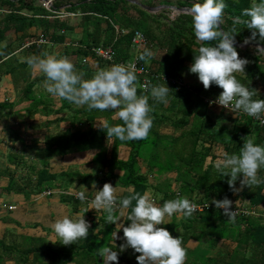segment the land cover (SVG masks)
<instances>
[{
	"label": "trees",
	"instance_id": "1",
	"mask_svg": "<svg viewBox=\"0 0 264 264\" xmlns=\"http://www.w3.org/2000/svg\"><path fill=\"white\" fill-rule=\"evenodd\" d=\"M36 1L0 0V82L10 76L19 92V99L15 102L0 100V119L25 122L26 118L38 114L46 117L55 114V120H47L42 125L48 128L65 123L66 126L63 133L46 137L45 148L39 147V140H34L32 147L23 146V139L17 135L23 156H9V163L15 166L16 171L0 168V179H8L0 197L15 193L29 199L31 195L57 188L68 189L72 183L88 187L95 183V190L111 183L125 190L121 197L150 190L158 204L178 195L187 197L196 204L207 203L211 207L191 217L174 215L170 224L161 225L174 237L182 238L187 249L185 264H264V184L233 191L228 184L230 177H223L214 168V161L221 152L239 154L248 139L264 144V127L243 112L237 115L229 113L232 129L217 126L205 116L204 112L210 108L203 97L215 99L223 89L214 84L205 89L202 82L196 84L186 75L191 73L189 69L199 47L217 43L198 41L191 14L182 11L191 10L197 0H176L172 4L178 11L175 19L170 18L166 9H159L163 4L157 5L155 0L141 5L128 0H53L50 10L36 4ZM225 2L228 7L224 10L221 28L230 31L234 17L249 19L243 16V9L250 7L254 0ZM148 9L156 11L153 14ZM61 14L81 16L80 38L72 37L77 27L59 20ZM238 27L236 46L240 56L246 57L249 64L245 73H236L237 78L257 90L258 95L254 99H264V52L259 48L264 47V41L257 36L255 40L244 43L251 37V30L243 24ZM136 31L144 35L145 48L154 53L147 60H139L151 74L156 75L150 77L147 89L141 87L143 76L137 75L138 95H148L149 103L153 105L150 113L153 127L147 139L120 141L107 137L101 127L96 128L94 124L99 118H105L113 125L123 123L119 119L113 120L111 109L89 110L87 106L78 107L65 99H61V107L54 109L44 100V95H36L35 87L46 82V76L33 77L35 66L27 63L29 57H44L51 54L53 47H61V57H68L78 71L86 74L90 70L88 59L97 61L101 69L115 64L97 58L94 49L111 48L115 52L116 63L132 61L136 56L132 44ZM40 39L47 43L39 44ZM3 43L6 44L1 46ZM83 61L87 63L83 64ZM84 78L91 77L84 75ZM168 79L181 83V88L176 89L167 82ZM165 82L171 89L167 104L151 97V88ZM26 103L28 105L24 106ZM85 124L89 127L84 130L82 126ZM165 128H172L181 135L163 134ZM122 147L129 149L126 160L119 158ZM88 151L96 153L93 161L98 170L95 174H82L75 170L61 174L50 172L52 159H64L72 153ZM27 154L36 158L29 166L25 160ZM27 168L24 176L16 178L19 170ZM259 175L264 178V169ZM240 179L235 183L236 189H241ZM64 181L67 184L61 185ZM87 195L88 201L82 203L64 191L61 200L72 205L77 212L82 204L88 206L91 203L95 192ZM225 196L233 201L232 208L247 204L251 214L236 216L234 222L228 220L213 203ZM130 212L131 208L127 209L126 217ZM116 214H120L119 210ZM90 216L88 238L70 245H64L58 239L56 246L51 247L41 238L8 230L0 239V264H103L99 248L110 245L115 249L117 246L119 251L123 240L117 239L116 246L111 243L112 232L118 229L115 223L107 221L106 213L101 211L99 216ZM128 223L130 221L125 219L124 224ZM118 234L123 237V230L120 229ZM190 242L197 243L198 247L189 248ZM137 255L139 253L128 248L119 254V263L138 264Z\"/></svg>",
	"mask_w": 264,
	"mask_h": 264
},
{
	"label": "clouds",
	"instance_id": "2",
	"mask_svg": "<svg viewBox=\"0 0 264 264\" xmlns=\"http://www.w3.org/2000/svg\"><path fill=\"white\" fill-rule=\"evenodd\" d=\"M228 7L225 0H197L191 8L192 23L195 37L200 42L217 41V43L199 47L198 55L194 56L190 72L196 74L205 89L213 84L223 89L215 103L232 110L243 112L264 122V99H254L257 90L242 83L236 73H245L249 60L242 58L236 46V35L240 32L239 25H246L251 30V37L244 43L255 40L257 36L264 41V0H254L252 5L243 9V16L233 18L230 31L221 28L224 23V10ZM264 49V48H261ZM154 55L151 49L139 54V60H147ZM27 63L35 66L46 76L45 88L54 98H61L76 106H87L89 110L98 109L114 112L113 119H119L122 124H111L107 119L101 127L107 137L120 141L145 140L153 127V117L150 113L153 105L149 103L148 95H138V76L134 67L125 64H113L98 70L91 78L85 79L84 73L78 71L68 57L47 55L31 56ZM170 88L166 82L151 88V97L163 104L169 102ZM215 170L228 179L233 191L242 190L244 186L252 188L264 184L259 172L264 169V144L246 140L239 154L221 152L214 161ZM242 177V179H240ZM240 179L241 189H236L235 183ZM95 192L89 209L106 213L109 223H115L118 231L112 232L115 244L117 239L123 240L119 251L110 245L99 248L103 264L116 262L119 264V254L131 248L138 264H185L187 249L183 246L180 236L174 237L170 231L161 225L171 223L174 215L191 217L199 205L187 197L177 196L174 199L157 204L151 191L133 193L121 197L120 190L111 183H105L99 190L93 183ZM90 191L87 188L77 193V198L83 203L88 201ZM133 201L135 205L133 206ZM218 209H223L228 220L235 221L236 210H232L233 201L225 196L213 201ZM131 208L125 217L124 213ZM87 210V211H88ZM119 210V215L116 212ZM121 217L130 221L127 225L117 223ZM89 221L79 211L72 215H64L51 223L56 237L64 245L74 244L89 236ZM123 230V237L119 230Z\"/></svg>",
	"mask_w": 264,
	"mask_h": 264
},
{
	"label": "crops",
	"instance_id": "3",
	"mask_svg": "<svg viewBox=\"0 0 264 264\" xmlns=\"http://www.w3.org/2000/svg\"><path fill=\"white\" fill-rule=\"evenodd\" d=\"M78 29L81 30L79 31L78 36H81L82 35L81 28L77 27L75 32H78ZM88 62L91 65H90V70L87 72V74H89L88 75L89 77H92L98 70L101 69V67L99 66V63L93 59H88ZM42 75H45V74L39 69H36V67H34L33 77L42 76ZM6 78L8 79V82H10L8 83V86L12 89L13 93L16 94V92L18 91H16L12 78L10 76H6ZM39 85L45 86V82L40 83ZM37 87L38 85L35 87L36 95L38 96L44 95V100L48 104L53 106L54 109H58L59 107H61L62 103H60V106L55 108L54 105L57 106L58 103L48 102V100L51 99L52 96L47 95L45 92V89L42 92L38 93L36 91ZM58 99L61 101V98H58ZM0 100L1 101L10 100L11 102L16 101V100L11 99V97H6V94L2 95L1 92H0ZM27 105H28L27 103L24 104V106H27ZM23 113L25 114V112ZM37 116H39L40 118H43V121H42L43 123V122H46L47 119H49V117H51L52 115L49 117H46L43 114H38L32 118H26L25 122L31 121ZM56 118L57 116L49 120H55ZM104 119L105 118H99L95 122L94 126L96 128H100L99 123L102 125V121ZM113 120H116V119H113ZM62 124H64V130H65V126H66L65 123H61L58 127L63 128L61 126ZM40 125H41L39 126L40 130L35 131L36 134L35 132L33 133L34 135H36L34 136L35 138L31 136L30 137L23 136L22 138L23 139L22 142L24 143L23 146L32 147L34 140H39L40 142L39 147L45 148V140L47 136L57 135V134H61L64 132V130L59 131L56 125L55 126L57 128L54 127V129L52 128L53 126L47 128L46 126H43L42 124ZM88 127H89L88 124H85L82 126L84 130L87 129ZM1 135L2 133L0 132V137ZM20 143L19 144L14 143L15 145L12 144L9 147L13 149L15 148L14 150L17 151L19 150V148L20 149L22 148V145ZM2 149H3L2 151H4V146L2 147ZM28 152L30 151L28 150ZM95 154H96L95 151H88V152L72 153L66 156L64 159L56 157L50 161V166H51L50 172L52 174H61L62 172L75 170V171L81 172L82 174H95L98 170L97 165L93 161ZM128 156H129V149L122 147L119 152V158L122 160H126ZM2 179H3L2 184L4 185H0V193H1V189L7 186L8 184V179L6 178H2ZM2 179H0V181ZM5 179L7 180V182H5L6 181ZM60 184L66 185L67 182L64 181V183H60ZM84 188H87V190L90 191L87 194L93 195L94 193L93 186L88 187V186L80 185L79 183H72L68 189L57 188L51 191L44 192L40 195H31L29 199H27L26 196L23 194H15V193L8 194V195L2 194V196L0 197V239L4 238V235L8 230H12L20 235L41 238L43 240H46L51 247H55L59 238L55 236L54 231L51 228V223L58 218H62L64 215H72L76 213L74 212V208L72 205L62 203L61 196L64 193V191H66V193H68L69 195L77 197V193L79 191L84 190ZM118 189L120 190V195H122L123 192L125 191L124 189H121V188H118ZM89 206L90 204L88 206L85 204H82L80 207H78V211L82 215L85 214V219L89 221L91 225L92 219L90 215L92 214V215L99 216L101 214V211H97L94 208L88 210ZM10 207H13V209L9 210ZM126 214H127V210L124 213L125 217H126ZM6 220H9V221H6ZM124 222H125V218L123 217H121L120 221H118V223H123V224ZM188 246L191 249H195L198 247V244L194 242H190ZM112 263L113 262H111V264ZM119 264H126V263H119Z\"/></svg>",
	"mask_w": 264,
	"mask_h": 264
},
{
	"label": "rangeland",
	"instance_id": "4",
	"mask_svg": "<svg viewBox=\"0 0 264 264\" xmlns=\"http://www.w3.org/2000/svg\"><path fill=\"white\" fill-rule=\"evenodd\" d=\"M133 3H137V4H144V3H148V2H152L153 0H130ZM176 0H155V3L157 5H160V3H162L163 5L161 7H159V9L163 8L167 10V14L170 16V18L175 19L178 16V11L176 10V8L172 5L175 4ZM52 2L53 0H37L36 4L41 5L43 7H45L46 9L50 10L51 6H52ZM173 2V3H172ZM149 12L151 13H155L156 9H148ZM59 20L65 22L68 25L74 26V27H79L81 24V16L80 15H67V14H61L59 16ZM1 20V17H0ZM80 28V27H79ZM79 31H81L80 29H78V32L73 33L72 37L74 39L76 38H80L81 36H78ZM6 43H3L1 46H4ZM27 45H30L29 43ZM62 48L61 47H53L51 54L50 55H55L58 58L61 57L62 54ZM87 62L83 61V64H85ZM91 65V64H89ZM99 66L101 67V65L99 64ZM38 69V68H36ZM37 72V71H36ZM37 74V73H36ZM85 75H89V74H85ZM186 75L188 76V79H193V82L198 84L201 83L198 79L197 76H195L193 73H186ZM8 78V77H7ZM6 77L3 78L0 82V92L2 93V95L6 94V97H11V99L13 100H17L19 97V92L13 93L12 89L8 86V79ZM3 91H2V90ZM45 89V92L47 95H50L49 93H47L45 86H41L38 85L36 91L38 93L42 92ZM3 98V97H2ZM4 99V98H3ZM56 99V100H54ZM12 100V101H13ZM62 101V100H61ZM58 98H54L52 97L51 99L48 100V102H52V103H58L57 106L54 105V107H58L60 106V103H62ZM82 107V106H79ZM66 114H69V112H66ZM205 116H207L208 118H210V121L217 125V126H225L229 129L233 128V123L231 120V115L229 113L220 111L218 109H208V111L204 112ZM56 115H52L51 117H49V119L51 118H55ZM47 119V120H49ZM43 118H40L39 116L35 117L33 120L28 121V122H21V121H17L16 119H0V132L2 133L1 135V139H0V167H2V170H8V171H13L15 170V166L14 165H10L9 163V156L13 155V154H19L21 156H23L21 154V149L19 148V150H14L13 148L9 147L10 145H15V144H19L20 141L18 142L19 139H17V135L21 138L24 137H34L36 135H34L33 133L35 131L40 130L39 126H41L40 124H42ZM41 122V123H40ZM30 125V126H29ZM63 128L61 127H56L55 125H53V129L54 127L59 129V131L64 130V124L61 125ZM42 130V129H41ZM163 133L166 135H171V136H180L181 132H175L174 129L172 128H165L163 129ZM4 134V135H3ZM36 134V132H35ZM5 136V137H4ZM7 136V137H6ZM9 137V138H8ZM35 138V137H34ZM15 143V144H14ZM21 144V143H20ZM4 146V151H2V147ZM218 153V152H217ZM26 156V161H27V165L29 166V164L33 163L36 158H34V155L32 154L31 156L29 154L25 155ZM16 171V170H15ZM26 171L28 172V168L23 170H19L18 171V177L16 176V178H19L20 176H24L26 174ZM68 172V171H67ZM28 175V173H27ZM6 180V179H5ZM172 180V179H171ZM3 179L0 181V185H4L2 184ZM7 182V180L5 181ZM247 205V204H245ZM6 206V205H4ZM13 207H10L9 210H12ZM95 209V208H94ZM96 210V209H95ZM263 210V209H261ZM99 211V210H98ZM8 264H14V263H8Z\"/></svg>",
	"mask_w": 264,
	"mask_h": 264
},
{
	"label": "built area",
	"instance_id": "5",
	"mask_svg": "<svg viewBox=\"0 0 264 264\" xmlns=\"http://www.w3.org/2000/svg\"><path fill=\"white\" fill-rule=\"evenodd\" d=\"M67 15H73L74 14H67ZM39 44H46L47 41H45L44 39H40L38 41ZM132 44H133V52L136 54V56L133 58L132 61L130 62H126V63H116L115 62V52L111 49V48H98V49H94V53L95 56L97 58H100L101 60L105 61V62H111V63H115V64H125V65H131L134 67V70L136 71L137 75L139 76H143L142 79V83H141V87L143 89H147L149 82H150V77H155L156 75L151 74V72L148 70V68L144 65H141L138 59L139 53L145 48L146 46V40L144 35L139 32L136 31L133 39H132ZM31 45V44H30ZM167 82H169V84L173 85L176 87V89L181 88V83L177 82L176 80H172V79H168ZM215 99L212 98H206L203 97V101L204 103L210 108V109H218L220 111H224L226 113H232L234 115L237 114H243L241 112H237L234 113L232 110L225 108L222 105H219L218 103H215ZM252 117V116H251ZM254 120H256L261 126L264 127V122H262L261 120H257L256 118L253 117ZM156 203L158 204L157 200ZM199 208L198 210L195 212L197 213H204L205 211H208L210 209V205L207 203H201L198 204ZM221 211L224 212V210L221 208ZM232 210H236L237 215L236 216H240V215H250V208L248 205H243L241 207H237V208H232Z\"/></svg>",
	"mask_w": 264,
	"mask_h": 264
},
{
	"label": "water",
	"instance_id": "6",
	"mask_svg": "<svg viewBox=\"0 0 264 264\" xmlns=\"http://www.w3.org/2000/svg\"><path fill=\"white\" fill-rule=\"evenodd\" d=\"M45 1H46V0H45ZM128 1H130V0H128ZM151 11H152V9H151ZM182 11H184V12H187V13H190V14H191V10H186V11H185V10H182ZM259 48L261 49V48H264V47H259ZM261 50L264 52V49H261Z\"/></svg>",
	"mask_w": 264,
	"mask_h": 264
}]
</instances>
